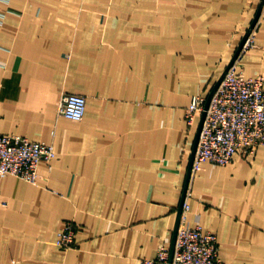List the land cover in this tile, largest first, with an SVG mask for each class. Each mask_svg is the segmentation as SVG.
Wrapping results in <instances>:
<instances>
[{
	"label": "crops",
	"instance_id": "0c3cea01",
	"mask_svg": "<svg viewBox=\"0 0 264 264\" xmlns=\"http://www.w3.org/2000/svg\"><path fill=\"white\" fill-rule=\"evenodd\" d=\"M262 0H0V133L51 143L38 185L0 178V264H140L186 226L225 264H264V146L187 180L201 114ZM236 69L264 77V3ZM86 97L81 121L62 93ZM72 249L56 245L65 221Z\"/></svg>",
	"mask_w": 264,
	"mask_h": 264
},
{
	"label": "built area",
	"instance_id": "2783aa9c",
	"mask_svg": "<svg viewBox=\"0 0 264 264\" xmlns=\"http://www.w3.org/2000/svg\"><path fill=\"white\" fill-rule=\"evenodd\" d=\"M255 27L247 37L233 65L226 72L208 102V97L194 95L185 109L188 127L194 125L199 114L204 115L199 132L191 175L209 162L226 166L235 155L253 156L264 146V77H246L236 69L241 54L254 46ZM86 110V97L72 93L60 96L58 115L81 121ZM56 157L53 144L32 141L20 135L0 133V178L8 175L32 185H38L41 167L52 171ZM192 195L190 182L185 192L173 255L171 248L163 245L153 259H142L140 264H225L219 257L216 236L202 226H186ZM79 225L65 221L57 234L56 245L72 249Z\"/></svg>",
	"mask_w": 264,
	"mask_h": 264
},
{
	"label": "water",
	"instance_id": "95a60500",
	"mask_svg": "<svg viewBox=\"0 0 264 264\" xmlns=\"http://www.w3.org/2000/svg\"><path fill=\"white\" fill-rule=\"evenodd\" d=\"M264 3V0L261 1V6L260 8L258 9V13L256 15V17L254 18V20L252 21V24L251 26L249 27L248 31L246 32V34L244 35V38L242 39L237 51H236V54L235 56L233 57L231 63L229 64L228 68L226 69V71L223 73V75L220 77V79L218 80L217 84L215 85V87L213 88V90L211 91L210 95L208 96V101H207V105H208V102L209 100L211 99L212 95L214 94L215 90L217 89V87L219 86L220 82L222 81L223 77L225 76L226 72L229 70V68L233 65V63L235 62L237 56L239 55L247 37L249 36L250 32L253 30V28L255 27V24L257 22V19L259 17V14H260V11L262 9V5ZM204 115L205 113H203L201 115V119H200V123H199V129H198V133H197V137H196V141H195V145L193 147V151H192V154H191V159H190V165H189V169H188V176H187V180H189V177H190V174H191V168H192V162H193V158H194V155H195V150H196V146H197V142H198V136H199V132H200V129H201V126H202V123H203V119H204ZM188 187V185H187ZM186 187V189H187ZM186 189H185V192H186ZM185 192H184V196L182 198V201H181V205H180V209H179V222H180V217H181V212H182V205H183V201H184V197H185ZM179 222L176 224V227H175V230H174V234H173V240H172V245H171V256L173 255V251H174V245H175V240H176V234H177V230H178V227H179Z\"/></svg>",
	"mask_w": 264,
	"mask_h": 264
},
{
	"label": "trees",
	"instance_id": "16d2710c",
	"mask_svg": "<svg viewBox=\"0 0 264 264\" xmlns=\"http://www.w3.org/2000/svg\"><path fill=\"white\" fill-rule=\"evenodd\" d=\"M53 166V165H52ZM78 225V224H77ZM80 227V226H79ZM56 240H57V238H56ZM59 247V246H58ZM60 248V247H59ZM62 249V248H61ZM65 250V249H64Z\"/></svg>",
	"mask_w": 264,
	"mask_h": 264
}]
</instances>
